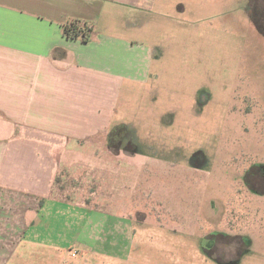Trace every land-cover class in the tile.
I'll return each instance as SVG.
<instances>
[{
    "label": "rangeland",
    "instance_id": "374dc122",
    "mask_svg": "<svg viewBox=\"0 0 264 264\" xmlns=\"http://www.w3.org/2000/svg\"><path fill=\"white\" fill-rule=\"evenodd\" d=\"M168 1L150 23L120 18L116 32L150 54L149 71L123 80L110 142L74 143L82 157L56 183L100 204L53 207L52 189L8 264H264L262 0ZM97 207L96 220L126 230L107 250L66 227Z\"/></svg>",
    "mask_w": 264,
    "mask_h": 264
},
{
    "label": "crops",
    "instance_id": "0c3cea01",
    "mask_svg": "<svg viewBox=\"0 0 264 264\" xmlns=\"http://www.w3.org/2000/svg\"><path fill=\"white\" fill-rule=\"evenodd\" d=\"M168 4L0 0V264H8L28 231L41 223L44 215L39 211H47L52 189L53 207H66L71 201L84 207L100 204L97 195L73 198L56 183L75 158L82 157L74 143L110 142L123 80L136 81L143 69L149 71L150 54L139 53L116 32L120 18L126 15L124 23L136 17L150 23L156 8ZM176 7L183 9L182 3ZM73 19L93 24L89 42L63 33V25ZM108 149L114 157L133 154L119 148L115 156ZM98 207L76 230L71 219L65 220L70 238L79 231L76 242L85 249L98 245L107 250V244L117 245V237L126 234L117 221L111 231L96 220L103 211ZM54 217L53 227L58 216ZM53 250L60 251L54 239Z\"/></svg>",
    "mask_w": 264,
    "mask_h": 264
},
{
    "label": "trees",
    "instance_id": "16d2710c",
    "mask_svg": "<svg viewBox=\"0 0 264 264\" xmlns=\"http://www.w3.org/2000/svg\"><path fill=\"white\" fill-rule=\"evenodd\" d=\"M255 23L259 29L264 32V28L261 26L258 18H255ZM93 31V24L81 19H73L63 25V33L66 36L80 38L84 42H89L91 40Z\"/></svg>",
    "mask_w": 264,
    "mask_h": 264
},
{
    "label": "flooded vegetation",
    "instance_id": "af4514ba",
    "mask_svg": "<svg viewBox=\"0 0 264 264\" xmlns=\"http://www.w3.org/2000/svg\"><path fill=\"white\" fill-rule=\"evenodd\" d=\"M253 1L255 2V0H253ZM259 3H260V1H259ZM256 8L258 9V11H257L258 12V19L260 21L261 26L264 28V0H262V3L260 4V6L258 5V6H256ZM112 139L115 140L114 136L112 137ZM115 142H122V140L121 141H115Z\"/></svg>",
    "mask_w": 264,
    "mask_h": 264
}]
</instances>
